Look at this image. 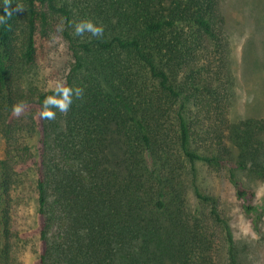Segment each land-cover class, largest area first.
Returning a JSON list of instances; mask_svg holds the SVG:
<instances>
[{
	"label": "trees",
	"instance_id": "1",
	"mask_svg": "<svg viewBox=\"0 0 264 264\" xmlns=\"http://www.w3.org/2000/svg\"><path fill=\"white\" fill-rule=\"evenodd\" d=\"M8 12L0 264H22L33 242V264H244L199 186L223 175L258 231L264 200L244 179L264 182V118L229 121L237 68L222 0H10ZM81 20L103 36H76ZM57 83L82 94L43 118Z\"/></svg>",
	"mask_w": 264,
	"mask_h": 264
},
{
	"label": "rangeland",
	"instance_id": "2",
	"mask_svg": "<svg viewBox=\"0 0 264 264\" xmlns=\"http://www.w3.org/2000/svg\"><path fill=\"white\" fill-rule=\"evenodd\" d=\"M222 11L230 18L228 31L237 68L236 96L229 113V121L237 122L246 117L264 118V0H222ZM54 55L57 64H53L59 67L65 60V48L57 44ZM53 87L52 82L47 85L48 89ZM1 150L0 144V156ZM117 155V146L112 143L109 150L111 160ZM244 181L254 190L257 204L264 200V192H257V189L264 185L263 181L250 174ZM199 186L206 193L217 197L219 209L228 220L242 262L264 264V215L256 231L251 220L238 209L231 188L221 174L208 171L200 180ZM34 252L33 242L20 252V262L33 264Z\"/></svg>",
	"mask_w": 264,
	"mask_h": 264
},
{
	"label": "clouds",
	"instance_id": "3",
	"mask_svg": "<svg viewBox=\"0 0 264 264\" xmlns=\"http://www.w3.org/2000/svg\"><path fill=\"white\" fill-rule=\"evenodd\" d=\"M4 8L5 15H0V24L5 23L6 18L11 16V13L8 12V5L10 0H0ZM74 34L76 36H82L84 33H90L92 37H102L104 29L102 26L94 25L91 20H81L74 24ZM82 94L80 88H68L63 85V83H57L55 89L51 96L45 97L42 102L43 111L41 116L47 119H54L55 112L49 110L50 108H56L60 112H67L69 106L72 103V98L75 96L79 98ZM23 105L16 104L12 106V112L19 114ZM258 194L264 192V185H261L257 189Z\"/></svg>",
	"mask_w": 264,
	"mask_h": 264
}]
</instances>
